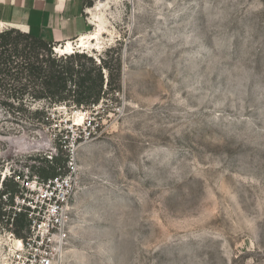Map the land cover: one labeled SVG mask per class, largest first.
Instances as JSON below:
<instances>
[{
  "label": "rangeland",
  "instance_id": "374dc122",
  "mask_svg": "<svg viewBox=\"0 0 264 264\" xmlns=\"http://www.w3.org/2000/svg\"><path fill=\"white\" fill-rule=\"evenodd\" d=\"M86 3L105 29L78 52L104 63L106 94L0 107V202L59 155L77 181L59 264H264V0ZM15 216L0 217V264L25 253Z\"/></svg>",
  "mask_w": 264,
  "mask_h": 264
},
{
  "label": "trees",
  "instance_id": "16d2710c",
  "mask_svg": "<svg viewBox=\"0 0 264 264\" xmlns=\"http://www.w3.org/2000/svg\"><path fill=\"white\" fill-rule=\"evenodd\" d=\"M54 46L53 41L33 31L15 27L0 31V107L3 110L23 113L28 110L27 102L36 100L77 106L99 103L106 94L104 63H98L86 52L56 57ZM34 112L40 119L49 117L45 108ZM11 129L16 130V127ZM44 161L47 165H31V170L43 178L55 176L60 173L59 168L65 167L59 155ZM18 190L16 182H7L5 191L12 196L8 204L14 205L13 195ZM13 213V207L7 209L0 202V217H12ZM14 220L17 232L21 233L26 225L25 215L18 214Z\"/></svg>",
  "mask_w": 264,
  "mask_h": 264
},
{
  "label": "built area",
  "instance_id": "2783aa9c",
  "mask_svg": "<svg viewBox=\"0 0 264 264\" xmlns=\"http://www.w3.org/2000/svg\"><path fill=\"white\" fill-rule=\"evenodd\" d=\"M60 170L49 178L36 175V187L33 184L15 193L14 212L26 218L19 236L25 252L21 264H59L68 252L77 181L74 168ZM10 195L4 198L8 200Z\"/></svg>",
  "mask_w": 264,
  "mask_h": 264
},
{
  "label": "crops",
  "instance_id": "0c3cea01",
  "mask_svg": "<svg viewBox=\"0 0 264 264\" xmlns=\"http://www.w3.org/2000/svg\"><path fill=\"white\" fill-rule=\"evenodd\" d=\"M87 0H0V22L22 31H33L64 47L78 45L81 37L96 31V25L85 17ZM89 21L91 17H88ZM95 38L91 39V42Z\"/></svg>",
  "mask_w": 264,
  "mask_h": 264
},
{
  "label": "bare ground",
  "instance_id": "6f19581e",
  "mask_svg": "<svg viewBox=\"0 0 264 264\" xmlns=\"http://www.w3.org/2000/svg\"><path fill=\"white\" fill-rule=\"evenodd\" d=\"M100 6H102V2H99L97 4V7H100ZM94 21H95L94 24L96 25V31L94 33L88 35L87 37H81L77 46H75L71 42H68L64 47L56 46V51L63 55H66V54L69 55L76 51H87L90 49L91 44H93V41L91 42L92 38H95V41H97L96 44L99 45V37L103 33L105 26H104V23L102 22V18L100 15H95ZM2 28H3V23L0 22V31L2 30ZM85 115L86 114L83 111L76 110L74 117H73L74 124L81 125L85 120ZM11 251L13 252V256L20 251L23 252L24 244L22 240L18 238H12L11 239Z\"/></svg>",
  "mask_w": 264,
  "mask_h": 264
},
{
  "label": "water",
  "instance_id": "95a60500",
  "mask_svg": "<svg viewBox=\"0 0 264 264\" xmlns=\"http://www.w3.org/2000/svg\"><path fill=\"white\" fill-rule=\"evenodd\" d=\"M58 46V45H57ZM56 45L54 46V51H55V54H57V55H59V53L56 51ZM87 53V52H86ZM66 55H68V54H66ZM60 56H63V55H60Z\"/></svg>",
  "mask_w": 264,
  "mask_h": 264
}]
</instances>
